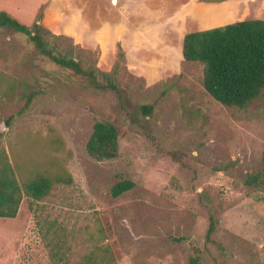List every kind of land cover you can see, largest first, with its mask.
I'll return each instance as SVG.
<instances>
[{"label": "rangeland", "instance_id": "374dc122", "mask_svg": "<svg viewBox=\"0 0 264 264\" xmlns=\"http://www.w3.org/2000/svg\"><path fill=\"white\" fill-rule=\"evenodd\" d=\"M207 1L226 5L228 22L264 20V0ZM226 18L214 14L212 26ZM45 40L106 73L130 107L0 27V152L23 194L16 217L0 218V264H264V190L243 184L264 151V92L244 109L227 108L202 88L203 66L181 53H124L119 45L97 53L51 32ZM140 105L152 111L134 123ZM96 121L116 126V158L87 155ZM39 176L52 187L34 201L24 186ZM120 181L133 187L113 198ZM210 215L216 224L206 241Z\"/></svg>", "mask_w": 264, "mask_h": 264}, {"label": "trees", "instance_id": "16d2710c", "mask_svg": "<svg viewBox=\"0 0 264 264\" xmlns=\"http://www.w3.org/2000/svg\"><path fill=\"white\" fill-rule=\"evenodd\" d=\"M41 16L39 12L36 21L28 27L20 24L9 14L0 12V27L26 35L41 55L59 68L70 70L75 75L87 79L94 89L112 92L118 100L119 107L126 111L130 107L127 96L109 81L106 73L92 66L82 67L79 58L59 52L54 44L45 40L50 31L39 24ZM181 54L184 61L203 66L202 88L214 101L224 107L244 109L264 92V20H243L205 31L188 33L183 37ZM116 57L117 65L124 55L119 51ZM99 78L106 79L107 82L102 83ZM38 92L39 90H32L24 95L22 111L29 108ZM151 111V105H140L136 107L135 114L129 117L134 123L145 121ZM4 124L6 127L10 126L9 121H5ZM118 150L119 138L116 126L111 122L96 121L86 143L87 155L95 161L111 160L117 157ZM57 182L70 184L71 179L60 177ZM243 184L249 190H264V151L259 170L246 174ZM51 187V179L39 176L25 184L24 195L39 201L49 193ZM132 187L131 182L120 181L111 188L110 195L117 198ZM22 195V189L16 181L13 169L2 151L0 152V218L16 217ZM209 221L206 241L211 240L216 224L212 215L209 216ZM85 264L96 263L87 260ZM106 264L115 263L110 259ZM190 264H199L197 258L191 259Z\"/></svg>", "mask_w": 264, "mask_h": 264}, {"label": "crops", "instance_id": "0c3cea01", "mask_svg": "<svg viewBox=\"0 0 264 264\" xmlns=\"http://www.w3.org/2000/svg\"><path fill=\"white\" fill-rule=\"evenodd\" d=\"M0 0V12L31 26L39 24L80 48L97 53H182L183 37L205 31L234 13L225 4L207 0ZM225 24V25H227ZM224 26V25H223Z\"/></svg>", "mask_w": 264, "mask_h": 264}, {"label": "water", "instance_id": "95a60500", "mask_svg": "<svg viewBox=\"0 0 264 264\" xmlns=\"http://www.w3.org/2000/svg\"><path fill=\"white\" fill-rule=\"evenodd\" d=\"M1 128H4V125H2Z\"/></svg>", "mask_w": 264, "mask_h": 264}]
</instances>
